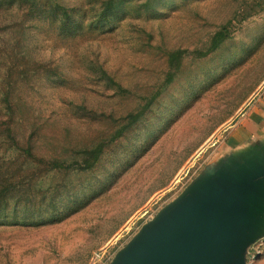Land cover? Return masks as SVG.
<instances>
[{
  "label": "rangeland",
  "instance_id": "obj_1",
  "mask_svg": "<svg viewBox=\"0 0 264 264\" xmlns=\"http://www.w3.org/2000/svg\"><path fill=\"white\" fill-rule=\"evenodd\" d=\"M262 86L264 0H0V264H110Z\"/></svg>",
  "mask_w": 264,
  "mask_h": 264
},
{
  "label": "water",
  "instance_id": "obj_2",
  "mask_svg": "<svg viewBox=\"0 0 264 264\" xmlns=\"http://www.w3.org/2000/svg\"><path fill=\"white\" fill-rule=\"evenodd\" d=\"M264 238V145L207 167L110 264H247Z\"/></svg>",
  "mask_w": 264,
  "mask_h": 264
},
{
  "label": "crops",
  "instance_id": "obj_3",
  "mask_svg": "<svg viewBox=\"0 0 264 264\" xmlns=\"http://www.w3.org/2000/svg\"><path fill=\"white\" fill-rule=\"evenodd\" d=\"M264 145V86L223 131L214 165Z\"/></svg>",
  "mask_w": 264,
  "mask_h": 264
},
{
  "label": "trees",
  "instance_id": "obj_4",
  "mask_svg": "<svg viewBox=\"0 0 264 264\" xmlns=\"http://www.w3.org/2000/svg\"><path fill=\"white\" fill-rule=\"evenodd\" d=\"M65 25H66V22H65ZM223 39H224V30L218 31L217 33H215L212 40H211L210 50L216 49L220 45V43L223 41ZM177 57H178V55L174 54L171 56V59L176 60ZM141 114H142V112L136 113L134 115H129L128 116L129 123L118 130V132L115 134L113 139H111V142L114 141L115 139H117L118 137H120L122 135V133L124 132V130L129 125H131L133 122H135ZM103 146H104L103 144H99L98 146H96L91 151H83L81 153H77V154H81V156H80V158H81L80 162L81 163H77V164L75 163L76 167L79 169H82V170H87V169L93 168L94 165L96 164V162L98 161L101 153H102ZM25 151L30 152V149L28 148ZM53 168L55 170H61V169H66L67 167H64L61 164L55 163Z\"/></svg>",
  "mask_w": 264,
  "mask_h": 264
}]
</instances>
